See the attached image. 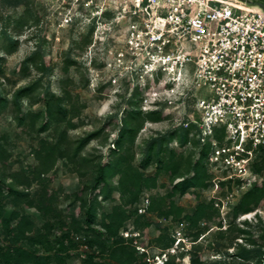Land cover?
Masks as SVG:
<instances>
[{"label":"rangeland","instance_id":"rangeland-1","mask_svg":"<svg viewBox=\"0 0 264 264\" xmlns=\"http://www.w3.org/2000/svg\"><path fill=\"white\" fill-rule=\"evenodd\" d=\"M73 1L0 0V220L17 210L33 222L26 237L16 238L0 221V254L16 244L49 255L51 264H93L89 254L120 264L110 249L126 246L136 254L130 264H155L147 258L170 247L180 230L185 250L169 254L164 264H192V258L195 264H255L237 252L252 241L264 243V188L252 191L264 182V157L253 165L251 180L216 182L213 176L221 172L206 155L197 185L184 193L174 189L193 175L204 148L171 133L175 104L160 105L156 88L142 91L141 71L127 69L126 57L118 54L121 33L95 30L87 18L75 17ZM69 12L73 19L67 21ZM125 120L120 147L116 140ZM154 137L162 139L160 148H150ZM108 161L113 171L103 191L93 182ZM8 183L27 195L16 203ZM39 199L51 207H38ZM93 200L96 231L85 221L84 202ZM200 205L202 216L191 222L186 214ZM112 212L121 219L114 235L103 225ZM89 232L104 240L105 249L88 242Z\"/></svg>","mask_w":264,"mask_h":264},{"label":"built area","instance_id":"built-area-1","mask_svg":"<svg viewBox=\"0 0 264 264\" xmlns=\"http://www.w3.org/2000/svg\"><path fill=\"white\" fill-rule=\"evenodd\" d=\"M73 2L75 17L95 30L121 33L118 54L127 69L141 71V87L156 88L160 105L175 104L179 129L206 148L207 163L221 172L213 180H251L264 157V7L251 0ZM175 238L147 260L164 264L185 250L180 230Z\"/></svg>","mask_w":264,"mask_h":264},{"label":"trees","instance_id":"trees-1","mask_svg":"<svg viewBox=\"0 0 264 264\" xmlns=\"http://www.w3.org/2000/svg\"><path fill=\"white\" fill-rule=\"evenodd\" d=\"M13 4L16 3H23L26 0H7ZM141 111H139L140 113ZM48 125V120L44 122V128L47 127ZM127 122L126 120L124 121V123L122 124V127L120 128L119 131V135L118 138L116 140V143L121 147L123 146V137L125 134V130L127 129ZM171 133H176L180 135V140L182 142H186L189 135L187 130H183V129H179L177 131L173 130V132ZM92 138V134L86 136L85 138H83L82 140V144L85 143L87 140ZM153 143H157L158 147L160 148L162 145V139L159 137H154L152 138L151 141V145L150 148L153 147ZM207 155V150L206 148H204L201 153L199 154V158H197V160L195 161V166L193 168V175L191 176H186L185 178H182L181 180L177 181L174 185V189H177L180 191V193H184L188 188L197 185L198 181H199V173H198V166H202L203 164V160L205 158V156ZM257 164V163H255ZM113 171V167L111 165V161L108 162H102L100 164V166L98 167V172H97V177L95 178V181L93 182V187H98L99 185H104L103 186V191H105L106 189H104L106 187V185H108L107 182V175L108 172H112ZM2 184H3V180H0V199H1V195L3 193L2 191ZM10 188V192L14 197V201L16 203L20 202L21 199L20 197L22 195H27V193L21 191V190H17L16 188H14L12 186L11 183L7 184ZM260 188H264V182L261 186L256 185L252 188V191H254L255 189L260 190ZM257 190V191H258ZM108 194L105 195V197H107ZM31 200H28V202H30ZM32 203V202H30ZM36 205L38 207H44L45 210L49 209L51 207V204L48 203H44L43 199H39L38 202H36ZM84 207L86 208L85 210V221L87 224V228H89L90 230H94L96 231L95 228V221H96V203L95 200L91 201L90 203H87L86 201L84 202ZM2 206L0 204V217L2 216ZM186 216L191 220V222H194L196 219H198L199 217L202 216V211H201V205L198 206L196 208V210L191 213V214H186ZM20 217L18 222H16V224H12V219L13 218H17ZM109 220L103 221V225L104 227L109 231L110 234L114 235L118 232V227L120 226L121 223V219L119 218L118 214L116 212H112L108 215ZM1 224L4 226V228L10 233V234H15L16 238H23L26 237V231L29 229H33V222L24 214H20L17 210L12 211L11 217L9 218H3V220H0ZM88 231V230H87ZM90 233V234H89ZM89 238H88V242L90 244H101L102 248H100V251L102 249H105L106 243L104 242V240H100L99 237L94 238L93 233L89 232ZM264 236V234H263ZM35 237V238H34ZM32 238V236H29V238L34 239L35 242L37 241V236H34ZM65 239H68V235L64 234L62 236V239L60 241L61 244V249H65ZM26 249L20 245H16V244H12L10 246H8L6 249H4L1 254H0V258H2L4 260L5 264H9V263H17V264H24L26 262H28L32 257L36 258L35 263L36 264H40L42 262H45L46 264H51V259L49 255H45V256H40L39 254L36 253L35 249L30 248ZM110 255L114 258H116L120 264H130L134 259H136V254L132 251V249H128L126 246H119L117 248L113 247L110 249ZM238 255L247 263H255V264H264V243H258L255 241H252V245L251 246H241L238 250ZM100 255V254H99ZM89 259L92 260L93 264H104L105 262H101V261H94L95 260V255L93 254H89L88 255ZM60 261L62 258V255L59 256ZM94 259V260H93ZM192 264H195V260L194 258H192ZM34 263V264H35ZM170 262L168 261L166 264H169ZM171 264V263H170ZM213 264H226L225 262H215Z\"/></svg>","mask_w":264,"mask_h":264},{"label":"flooded vegetation","instance_id":"flooded-vegetation-1","mask_svg":"<svg viewBox=\"0 0 264 264\" xmlns=\"http://www.w3.org/2000/svg\"><path fill=\"white\" fill-rule=\"evenodd\" d=\"M252 2H255V3H258V4H260V5H262L263 7H264V0H251ZM141 89H142V91H146L147 89H146V87H141ZM158 120H160V119H158ZM173 130H175V131H177V130H179V126H178V124L176 123V120L174 119V129ZM176 139V138H175ZM188 141H189V138L187 139V143H188Z\"/></svg>","mask_w":264,"mask_h":264},{"label":"bare ground","instance_id":"bare-ground-1","mask_svg":"<svg viewBox=\"0 0 264 264\" xmlns=\"http://www.w3.org/2000/svg\"><path fill=\"white\" fill-rule=\"evenodd\" d=\"M249 214H247L246 216H248Z\"/></svg>","mask_w":264,"mask_h":264}]
</instances>
